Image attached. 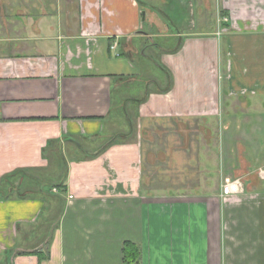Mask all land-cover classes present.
Wrapping results in <instances>:
<instances>
[{"label": "crops", "instance_id": "0c3cea01", "mask_svg": "<svg viewBox=\"0 0 264 264\" xmlns=\"http://www.w3.org/2000/svg\"><path fill=\"white\" fill-rule=\"evenodd\" d=\"M140 1L0 16V182L24 170L0 192V264H126L127 241L139 264H264V189L224 196L228 156L177 136L222 140L238 102L264 103V0ZM189 149L195 186L163 188Z\"/></svg>", "mask_w": 264, "mask_h": 264}, {"label": "rangeland", "instance_id": "374dc122", "mask_svg": "<svg viewBox=\"0 0 264 264\" xmlns=\"http://www.w3.org/2000/svg\"><path fill=\"white\" fill-rule=\"evenodd\" d=\"M21 2L23 3V0H19L18 3ZM11 7H13L12 0H0V16L4 17L5 15H7L10 12L9 8ZM244 105H242L241 102H238L237 106L233 107L234 116L230 119H227L229 122L228 124L231 125V132L229 133V135L223 134L222 140H220V135H217V139L214 141L212 139H209V135H206V138L204 140L202 137L204 136L203 134H199L198 131L189 132L190 130L188 131V128V132L181 134L179 133L177 135L179 137V140L185 142L187 146H189V144L191 143L201 142L205 143L206 146L207 144H216V147L221 148V151H223V155L225 153L228 156V159L230 160L229 163L233 168V171L222 174L223 180L221 181V185L223 186L224 179L228 176L240 178L242 179L243 183V191L240 194L244 193L247 189H264V179L261 177L262 172H264V103L261 105V103L253 102L252 104H249L247 106L246 104ZM172 136L173 135H170V137ZM153 139H155L156 141H167L168 136L165 133H157V135H155ZM225 148L227 151H225ZM189 151L190 152H187L188 157H186L187 161H184L185 166L182 167L183 169L177 170L171 168L170 171L169 169H167L169 172L168 176L172 180L170 182L164 181V183L161 184L163 188L176 189L180 187H187L190 189L195 186L196 182L192 179H194V175L197 173V166L199 164L197 157L198 150L189 149ZM211 152H213V150H206L207 157L209 154L211 158L210 163L213 172L211 173L212 178L210 180V184L211 188H213L216 185L213 174L217 170V167H215V162L212 158L213 156H211ZM219 155L220 154H218L217 157L218 161L220 160ZM165 168L166 165H162L159 170L164 171L163 174H167ZM178 171H182V177L177 176ZM35 174L37 175V173ZM186 178H188L189 181H184Z\"/></svg>", "mask_w": 264, "mask_h": 264}, {"label": "trees", "instance_id": "16d2710c", "mask_svg": "<svg viewBox=\"0 0 264 264\" xmlns=\"http://www.w3.org/2000/svg\"><path fill=\"white\" fill-rule=\"evenodd\" d=\"M141 4L140 0H137ZM24 170H17L12 174L7 175L2 182H0V192L8 195L13 192L15 189V183L13 182L19 176H22ZM124 261L126 264H139L140 260V248L137 244L133 242H126L123 248Z\"/></svg>", "mask_w": 264, "mask_h": 264}, {"label": "built area", "instance_id": "2783aa9c", "mask_svg": "<svg viewBox=\"0 0 264 264\" xmlns=\"http://www.w3.org/2000/svg\"><path fill=\"white\" fill-rule=\"evenodd\" d=\"M113 48H116L113 47ZM261 177L264 179V172ZM243 191V183L239 178L226 177L222 186V193L224 196H231L240 194ZM72 198V197H70Z\"/></svg>", "mask_w": 264, "mask_h": 264}, {"label": "water", "instance_id": "95a60500", "mask_svg": "<svg viewBox=\"0 0 264 264\" xmlns=\"http://www.w3.org/2000/svg\"><path fill=\"white\" fill-rule=\"evenodd\" d=\"M141 18H142V21L144 22L145 19H146V12H145V11H143V12L141 13Z\"/></svg>", "mask_w": 264, "mask_h": 264}]
</instances>
